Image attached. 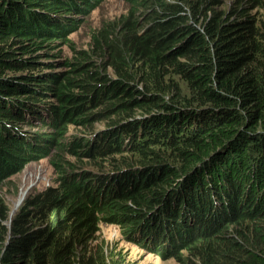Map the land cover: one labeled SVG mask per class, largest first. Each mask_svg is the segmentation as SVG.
Listing matches in <instances>:
<instances>
[{
    "label": "trees",
    "instance_id": "trees-1",
    "mask_svg": "<svg viewBox=\"0 0 264 264\" xmlns=\"http://www.w3.org/2000/svg\"><path fill=\"white\" fill-rule=\"evenodd\" d=\"M98 1L0 0V181L17 172L18 168L9 172L5 170L20 166L23 158L43 154L59 136L62 127L74 125L77 121L78 125L92 126L94 122L112 117L128 121L137 108L150 104L163 107V98L158 94L170 89L179 92V85L173 77L184 81L191 94L200 95L206 70L203 66H208L212 52L204 35L188 24L185 13L188 9L192 20L197 23L201 16L214 10L211 5L220 0H127L130 7L125 14L92 31L89 48L78 51L73 62H64L62 77V72L57 71L61 66H30L31 60L27 59L14 60L13 66L1 64L2 56L12 53L5 46L12 39L17 40L21 54L33 51L31 48L44 41L51 43L61 38L65 44V32L76 30L79 25V19L72 11L84 13L97 7ZM255 4L264 8V0H235L233 6L237 7L238 17L220 21L225 16L218 11L211 13L213 18L208 20L207 36L215 40L223 55L229 53L237 66H263L255 63L258 52L263 50L260 48L261 29L254 14L247 13ZM39 22L43 23L39 25ZM182 37L184 41L181 42ZM108 68L113 71L115 79L107 90L93 95L92 103L87 107L92 99L93 84L100 85L99 78ZM111 98H131L132 101L117 100L114 111L103 117L98 109L109 107ZM228 100L219 90L211 89L197 105L206 111H220ZM107 132L100 130L98 133ZM170 132L176 137L172 142L143 144L136 148L137 152L126 151L127 158L148 161L159 157L162 161L175 160L178 167H189L202 150L201 137L183 140L182 129ZM161 137L166 138L167 134ZM85 140L77 135L61 136L55 141L53 151L42 156H54L52 163L57 167L59 177L62 173L60 190L48 188L25 196L10 227L12 238L21 240L16 250L11 251L5 246L0 261L8 264H117L107 255L102 242L92 243L101 221L96 216L121 214L126 224L137 221L140 217L128 209L151 208V200L144 195L152 187L142 180L135 190L125 193L122 189V198L102 199V204L96 207L94 199L88 200V196L76 186L63 182V172L73 167L72 158L82 157L80 149ZM110 146V140L96 141L91 158H111L115 152L108 151ZM222 148L219 141L212 144L214 151ZM172 168L165 167L158 172L153 188L159 189L160 182L169 181L173 173L168 169ZM3 199L0 194V251L8 232L3 224L8 206ZM157 199L158 195L154 204ZM262 211L260 207L250 215L240 213L230 225L256 218L264 221ZM145 223L146 220L142 219V224ZM33 225L40 228V239L35 244L26 240ZM252 234L255 245L246 243L245 238L249 235L241 231L238 238L242 244L222 228L197 234L181 249L186 250V256L179 249L180 252L177 250L169 257L190 261L194 256L200 264H255L264 255V229L253 228ZM57 251L60 253L56 254ZM165 255L160 254L166 258Z\"/></svg>",
    "mask_w": 264,
    "mask_h": 264
},
{
    "label": "clouds",
    "instance_id": "clouds-1",
    "mask_svg": "<svg viewBox=\"0 0 264 264\" xmlns=\"http://www.w3.org/2000/svg\"><path fill=\"white\" fill-rule=\"evenodd\" d=\"M185 14L188 17V24L194 25L204 35L207 46L212 52L208 66H203L206 70L202 77L201 85L204 87L200 95L191 94L184 81L173 77L179 85V92L170 89L158 94L163 98V107L150 104L149 107L137 108L128 121H122L119 117L97 121L106 123L100 130H108V132L99 134L100 130L89 131V137L82 144L87 148L81 153L80 161L79 158H72L73 167L63 172V182L76 186L88 196V200L94 199L96 207L102 204V199L122 198V189L125 193L135 190L142 180L145 185L152 187L144 195L146 199L151 200V208L128 209V212L140 217L137 221L126 224L125 217L121 214L96 216L101 221L97 225L98 230L94 234L96 239L92 243L102 242L106 247L107 255L117 264L122 262L111 256L109 245L98 237L101 224L115 225L118 230L120 229L121 240L131 243L144 253L152 254L161 260L174 259L178 263L176 258L169 255L181 250L197 234L222 228L226 230L227 235L242 244V240L238 238L241 231L249 235L245 238L246 243L255 245L253 228L264 229V221L257 218L239 225H230L231 220L240 213L250 215L260 207L263 208L261 214L264 213V22L257 21L262 36L260 48L263 50L258 52L255 61L263 66H237L231 55L229 53L223 55L221 49L216 46L215 40L206 34L208 20L213 18L212 14L201 16L197 23L192 20L188 9ZM262 19H264L263 15ZM220 21H223V18H220ZM180 41H184V38L182 37ZM249 57L252 56L249 54ZM105 74L107 79H103ZM113 79L115 75L108 68L99 78L100 85L93 84L96 89L92 91V99L87 103V107L92 103L93 95H99L107 90ZM230 88L234 90L231 91ZM211 89L219 90L222 96L229 99L220 111H206L197 105ZM109 100L108 102H111ZM114 100L132 101L131 98ZM116 105L117 103L112 107L110 104L109 107L105 106L98 110L102 112L103 117H106L108 113L114 111ZM161 118L164 119L163 122L160 121ZM78 124L79 121L74 125L62 127L59 136H56L43 154L25 157L19 162L20 166L5 170L9 172L18 168L16 173L1 180L0 185L19 173L24 164H29L32 160L37 162L50 159L51 156L43 158L42 156L53 151L57 138L69 135L66 131L67 127L71 125L79 128L87 127ZM93 125L96 123L94 122ZM157 125H160V128H155ZM180 129L183 130L181 134L183 140L200 136L204 144L189 167H178L175 160L162 161L159 157L148 161H142L137 157L127 158L126 151L137 152L136 148L143 144L172 142L176 137H173L170 131ZM165 134H167L166 138L161 137ZM102 139L111 141L108 151H114V156L91 158L96 141ZM216 141L221 142L223 148L214 151L212 144ZM87 150L89 152H86ZM105 162L109 165L106 171L103 170ZM84 164L96 170L84 168ZM49 165L52 167L51 164ZM165 167H173L168 169L173 173L172 176H169V181L160 182L159 189L153 188L156 182L155 176ZM52 171L54 172L53 167ZM46 182V186L37 193L48 188L60 190L62 173L58 181L54 177L53 182ZM157 195L158 199L154 204ZM3 198L4 203L7 204L4 196ZM18 207L12 212L9 207L7 209V219L3 224L8 232L4 247L0 251V258L5 246L11 251L16 250L21 240L19 237L12 238L10 234L11 220ZM142 219L146 220L144 225ZM110 221L112 223H109ZM39 231L40 228L35 229L33 225L26 240L31 244L38 243ZM13 240L16 245L12 244ZM162 252L166 254V258L160 256ZM181 253L183 256L187 255L184 249ZM73 257L71 255V258ZM193 259L194 261L190 263L200 264L194 256ZM0 264L8 263L0 261ZM255 264H264V255Z\"/></svg>",
    "mask_w": 264,
    "mask_h": 264
},
{
    "label": "rangeland",
    "instance_id": "rangeland-1",
    "mask_svg": "<svg viewBox=\"0 0 264 264\" xmlns=\"http://www.w3.org/2000/svg\"><path fill=\"white\" fill-rule=\"evenodd\" d=\"M235 0H220L215 4L211 5V8L214 10L208 11V14L220 12L221 16H225L223 21L228 17L234 18L238 17L236 6H233ZM248 3V1L246 2ZM130 3L127 0H99L98 6L93 9H88L84 13H80L79 10H73L72 14L75 18L79 19V25L76 30H69L65 32V44L62 43V39H57L51 43L44 41L41 45H38L34 48H31L33 51L26 54H21V49L18 48L17 40L12 39L5 45L7 49H10L12 53L7 56H2L4 66H13L14 60H31L30 66H61L57 68V71L65 72L64 62L65 61H74V56L77 52L82 50L85 51L89 48V41L91 32L95 29L101 27L102 24H106L109 20L116 19L122 14H125L129 10ZM264 9L262 7H257L256 4L248 9V14H254L255 21L262 20V13ZM49 15V14H46ZM43 22H39L41 25ZM147 32H150L147 31ZM54 35V34H52ZM50 35V36H52ZM23 66H29L24 64ZM50 71V70H47ZM107 79V74L104 76ZM96 89L93 87V90ZM111 106L113 107L117 101L110 99ZM96 125L87 126V127H77L69 126L66 131L69 135H77L82 138L89 137V131L103 129L106 123L95 122ZM65 137V135H64ZM87 147L82 146L80 152L82 153ZM94 148V147H93ZM52 158L41 161H31L29 164H24L20 168V172L13 175L10 179L0 185V193L5 197L8 207L16 209L18 203L22 198L28 194L37 193L39 190L43 189L47 182H53V178L58 181L59 173L57 167L52 163ZM65 158H69V155H65ZM80 161V158H79ZM86 161V160H84ZM54 172L52 171V167ZM104 171L109 169L107 162L104 163ZM84 168H90L91 170H96V168L91 167L90 165L84 164ZM35 229H38V226H34ZM120 230V229H119ZM115 225L101 224L100 231L98 233L99 239L104 240L111 250V256L117 258L122 264H190L193 262V257L190 261H175L174 259L161 260L160 258L152 255L146 254L142 250L138 249L136 246L131 243H127L121 240V234ZM37 236V234H33ZM133 236H136L133 234ZM143 239V238H142ZM154 241V239H152ZM13 245H16L15 240L12 241Z\"/></svg>",
    "mask_w": 264,
    "mask_h": 264
},
{
    "label": "bare ground",
    "instance_id": "bare-ground-1",
    "mask_svg": "<svg viewBox=\"0 0 264 264\" xmlns=\"http://www.w3.org/2000/svg\"><path fill=\"white\" fill-rule=\"evenodd\" d=\"M16 132H17V130H16ZM23 198H24V197H23ZM23 198H22V200H23ZM22 200H21V201H22ZM21 201H20L18 204H20V203H21ZM14 210H15V209H12V210H11V212H12V211H14Z\"/></svg>",
    "mask_w": 264,
    "mask_h": 264
}]
</instances>
